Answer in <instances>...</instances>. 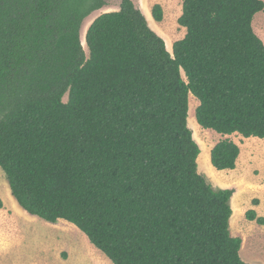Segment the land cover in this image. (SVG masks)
<instances>
[{
    "label": "trees",
    "instance_id": "trees-1",
    "mask_svg": "<svg viewBox=\"0 0 264 264\" xmlns=\"http://www.w3.org/2000/svg\"><path fill=\"white\" fill-rule=\"evenodd\" d=\"M0 0V168L30 215L75 225L112 264H249L232 236V188L198 172L188 127L264 138L263 0H182L172 45L133 0ZM162 21L159 3L151 8ZM67 96L64 101L63 97ZM239 146L210 150L234 169ZM3 201L0 198V209ZM246 218L264 224L247 210Z\"/></svg>",
    "mask_w": 264,
    "mask_h": 264
},
{
    "label": "rangeland",
    "instance_id": "rangeland-1",
    "mask_svg": "<svg viewBox=\"0 0 264 264\" xmlns=\"http://www.w3.org/2000/svg\"><path fill=\"white\" fill-rule=\"evenodd\" d=\"M181 1L133 0L148 18L149 26L169 29L173 35L177 31L180 33L176 14L179 7L181 10ZM105 2V6L83 19L80 38H85L87 27L99 14L117 10L120 0ZM155 3H159L163 10V19L159 22L150 13ZM252 27L264 43V10L254 15ZM82 45L87 51L85 40ZM66 99L65 95L63 100ZM197 105L198 100L190 94L187 123L200 148L197 157L198 172L213 187L234 190L229 229L232 236L241 238L239 256L249 264H264V224L248 220L245 215L251 209L257 216L264 218V138L243 137L238 133L221 135L213 129L202 128L195 118ZM224 138L235 142L240 152L234 169L217 170L210 163V150L216 142ZM0 198L3 201L0 209V264H112L72 223L62 219L50 223L21 209L10 194L1 168Z\"/></svg>",
    "mask_w": 264,
    "mask_h": 264
},
{
    "label": "crops",
    "instance_id": "crops-1",
    "mask_svg": "<svg viewBox=\"0 0 264 264\" xmlns=\"http://www.w3.org/2000/svg\"><path fill=\"white\" fill-rule=\"evenodd\" d=\"M182 2V1H181ZM181 14V10H180V7H179V10L176 14V19L180 16ZM148 19V18H146ZM148 21V20H147ZM150 25V24H149ZM158 35H160L163 39H164V42H165V47L166 49L172 53V45H173V42L176 41V40H179L181 38L184 37V35L186 34V28L183 27V26H180V30H179V34H178V31L173 35L170 33L169 29H166V28H156V27H152L150 26ZM169 35H173V36H169Z\"/></svg>",
    "mask_w": 264,
    "mask_h": 264
},
{
    "label": "bare ground",
    "instance_id": "bare-ground-1",
    "mask_svg": "<svg viewBox=\"0 0 264 264\" xmlns=\"http://www.w3.org/2000/svg\"><path fill=\"white\" fill-rule=\"evenodd\" d=\"M148 13H145V15H147ZM81 42H82V44H84V38H83V36H81ZM212 173H213V171H212Z\"/></svg>",
    "mask_w": 264,
    "mask_h": 264
},
{
    "label": "water",
    "instance_id": "water-1",
    "mask_svg": "<svg viewBox=\"0 0 264 264\" xmlns=\"http://www.w3.org/2000/svg\"><path fill=\"white\" fill-rule=\"evenodd\" d=\"M81 44H82V42H81ZM82 47H83V45H82Z\"/></svg>",
    "mask_w": 264,
    "mask_h": 264
}]
</instances>
